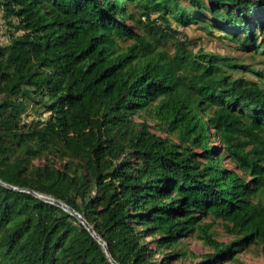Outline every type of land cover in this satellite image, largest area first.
I'll list each match as a JSON object with an SVG mask.
<instances>
[{
    "label": "trees",
    "instance_id": "1",
    "mask_svg": "<svg viewBox=\"0 0 264 264\" xmlns=\"http://www.w3.org/2000/svg\"><path fill=\"white\" fill-rule=\"evenodd\" d=\"M185 1L0 0L21 32L0 41V180L79 212L119 264H180L193 234L214 250L198 264L264 246V73L162 47L173 13L257 51L264 0ZM0 264L113 263L78 218L0 184Z\"/></svg>",
    "mask_w": 264,
    "mask_h": 264
},
{
    "label": "rangeland",
    "instance_id": "2",
    "mask_svg": "<svg viewBox=\"0 0 264 264\" xmlns=\"http://www.w3.org/2000/svg\"><path fill=\"white\" fill-rule=\"evenodd\" d=\"M181 3L183 8L188 9L189 14H193L194 10L188 2L181 0ZM132 11H135L134 8H132ZM161 16L162 12L152 14V19L156 21V25L158 26H160L159 24H165ZM204 19L206 20V18ZM168 20L170 26L176 32V38L163 40L162 47L165 50L174 52L176 41H191L190 49L195 52L202 49L205 53L221 54L239 59L242 63L251 67V69H249V67L247 68L249 70L241 69L240 71L244 75L250 76L255 80H259L260 76L256 73L257 71L264 73V45H262L257 51L250 49L249 51L244 52L240 45L224 38L222 32L216 29L210 30L202 28L201 25L203 19L197 18V23L187 28L180 25L173 13L168 14ZM140 32L147 35L144 30H141ZM20 33L21 32L17 31L16 28H13L9 24L4 11L0 9V41L3 44L8 45L11 42L12 36L19 35ZM260 41L262 42L263 40L261 39ZM127 44L129 43H124L123 46H126ZM24 116L26 122H31L32 120L39 118V115L34 111H30L28 116ZM150 123L153 124L151 120ZM211 142L214 147H217L215 139L211 138ZM37 163L39 162L37 161ZM226 165L230 168H234V166L228 161H226ZM204 222L210 225V232L213 233L214 238L219 242L228 244L236 240V236L227 231L223 220H215L213 217H209L204 219ZM146 240H151V238H147ZM184 242V248L188 251V257L180 261V264H198L203 261L204 255L214 252L212 247L205 245L203 241L197 237V234H193L186 238ZM236 257L237 259L235 261H225L221 264H264V246H245L240 252L236 253Z\"/></svg>",
    "mask_w": 264,
    "mask_h": 264
},
{
    "label": "water",
    "instance_id": "3",
    "mask_svg": "<svg viewBox=\"0 0 264 264\" xmlns=\"http://www.w3.org/2000/svg\"><path fill=\"white\" fill-rule=\"evenodd\" d=\"M0 184L8 187V188H11V189H15V190H18V191H23V192H28V193H31L33 194L34 196L48 202V203H51V204H54V205H57L61 208H63L64 210H66L67 212H69L70 214H72L73 216H75L76 218H78L80 220V222L90 231V233L99 241V243L103 246L108 258L110 259V261L113 263V264H119L114 258H113V255L111 254L110 250H109V247H108V244L107 242L101 238L96 230H95V227L93 225H91L83 215H81L79 212H77L76 210H74L73 208H71L70 206H68L67 204L59 201V200H56L52 197H49V196H45V195H42V194H39L35 191H32V190H28V189H20V188H17V187H14L12 185H9L7 183H4L0 180Z\"/></svg>",
    "mask_w": 264,
    "mask_h": 264
}]
</instances>
